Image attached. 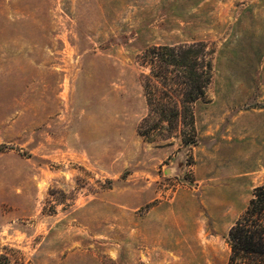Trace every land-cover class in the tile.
Masks as SVG:
<instances>
[{
	"label": "rangeland",
	"instance_id": "rangeland-1",
	"mask_svg": "<svg viewBox=\"0 0 264 264\" xmlns=\"http://www.w3.org/2000/svg\"><path fill=\"white\" fill-rule=\"evenodd\" d=\"M196 42L197 142L149 141L141 56ZM0 148L15 264H227L264 185V0H0Z\"/></svg>",
	"mask_w": 264,
	"mask_h": 264
},
{
	"label": "trees",
	"instance_id": "trees-1",
	"mask_svg": "<svg viewBox=\"0 0 264 264\" xmlns=\"http://www.w3.org/2000/svg\"><path fill=\"white\" fill-rule=\"evenodd\" d=\"M213 53L206 44L196 42L153 46L142 54V64L150 69L142 80L149 107L138 127L142 137L154 141L163 131L168 138L181 129L184 143L197 142L194 105L212 82ZM229 244L227 264H264V185L255 188L245 211L231 227ZM0 264L15 263L9 254L0 253Z\"/></svg>",
	"mask_w": 264,
	"mask_h": 264
}]
</instances>
